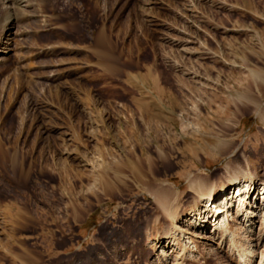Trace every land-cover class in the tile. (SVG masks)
Instances as JSON below:
<instances>
[{"label":"rangeland","instance_id":"obj_1","mask_svg":"<svg viewBox=\"0 0 264 264\" xmlns=\"http://www.w3.org/2000/svg\"><path fill=\"white\" fill-rule=\"evenodd\" d=\"M3 2L0 264H242L196 218L262 197L264 0Z\"/></svg>","mask_w":264,"mask_h":264},{"label":"bare ground","instance_id":"obj_2","mask_svg":"<svg viewBox=\"0 0 264 264\" xmlns=\"http://www.w3.org/2000/svg\"><path fill=\"white\" fill-rule=\"evenodd\" d=\"M12 2H15L16 5L19 6V3L26 4L27 0H4L2 5L8 7V5L11 6ZM13 22L14 21H10L8 23L6 22V29L9 30L14 25ZM0 45H2L1 42ZM236 184L237 183L234 182V185ZM254 194L255 189H253L251 182L244 185L239 184V186L234 189L232 195L226 193L222 195L220 199L213 198V193L209 191L207 199L205 198V209L207 212L199 213L198 217L196 218V222H200H198L199 226L196 227H205L208 221H213V232H221L223 239L229 240L231 248L233 247V250L238 252L242 264H249L250 258H254V252H252L251 246L245 247L244 244L238 240L235 233H230V226L232 223L240 220V218L244 217L246 214L247 215L245 216V219L247 220L244 221H247V224L250 222L251 217H257L254 216L256 210L259 209L260 205H264V190L261 192V199H257V202H253L252 200ZM254 205L257 206L254 207ZM234 206L236 210L235 213L232 212V209L234 210ZM251 225H254L253 221ZM161 255H164V253H161ZM256 255L258 254H255V256ZM261 264H264V253L262 254Z\"/></svg>","mask_w":264,"mask_h":264},{"label":"crops","instance_id":"obj_3","mask_svg":"<svg viewBox=\"0 0 264 264\" xmlns=\"http://www.w3.org/2000/svg\"><path fill=\"white\" fill-rule=\"evenodd\" d=\"M205 189V187H203ZM207 191V190H206ZM208 193V191L206 192V194Z\"/></svg>","mask_w":264,"mask_h":264}]
</instances>
